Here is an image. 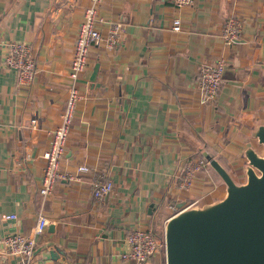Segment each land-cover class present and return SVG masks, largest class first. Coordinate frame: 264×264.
Listing matches in <instances>:
<instances>
[{
    "label": "crops",
    "instance_id": "1",
    "mask_svg": "<svg viewBox=\"0 0 264 264\" xmlns=\"http://www.w3.org/2000/svg\"><path fill=\"white\" fill-rule=\"evenodd\" d=\"M89 0H0V251L5 235L28 234L39 206L42 156L59 124L69 86L74 40ZM103 35L110 21L124 33L114 47L91 45L60 160L61 177L45 202V229L35 236L34 264H135L123 261L134 227L163 238L181 209L221 202L228 185L210 164L179 190L184 162L209 154L239 184L248 153L264 157V0H101ZM228 16L242 20L240 39L222 38ZM180 20L179 30L172 28ZM31 44L36 72L16 85L3 64L5 42ZM225 61L221 87L202 101L197 69ZM34 119L35 122L31 123ZM88 170L78 172L79 165ZM97 176L112 180L103 200ZM175 206V208L171 207ZM14 213L15 220L2 214ZM12 260L0 252V264ZM147 264H166L165 248Z\"/></svg>",
    "mask_w": 264,
    "mask_h": 264
},
{
    "label": "built area",
    "instance_id": "2",
    "mask_svg": "<svg viewBox=\"0 0 264 264\" xmlns=\"http://www.w3.org/2000/svg\"><path fill=\"white\" fill-rule=\"evenodd\" d=\"M71 3L76 0H70ZM177 7H183L192 3V0H171ZM101 0H89V4L84 8L82 20L79 24L77 35L74 40V53L69 69V86L65 105L61 112L59 124L51 131L50 143L44 150V167L40 177L38 195L39 206L36 211L35 223L28 234L22 232H12L5 235L1 251L10 258V264H34L35 236L41 233L48 221L44 213L45 202L52 193L59 178L66 177L78 180L79 175L62 174L59 170V163L65 153V143L69 133L75 102L78 97L76 83L83 72L89 48L104 41L107 46L114 47L124 33V25L120 21H110L106 26V34L103 35L98 23L101 21L97 9ZM172 28L179 30L180 20L173 19ZM242 20L228 16L222 32V38L227 44L236 43L240 39ZM3 54V64L15 72L16 85L30 86L36 72V59L33 54L31 44L23 40H9L5 42ZM225 61L218 60L214 64H203L197 69V82L199 86L200 98L202 101H212L222 84ZM35 120L32 119L31 123ZM209 160L205 155L187 159L177 177V187L179 190H188L194 182L195 174L205 166L209 165ZM86 165H79L78 172L86 171ZM113 183L109 177L97 176L92 181V196L96 200H103L112 190ZM175 208V206L171 205ZM185 210V209H181ZM180 210V211H181ZM14 213L2 214L4 220H15ZM126 249L120 253L123 261H133L135 264H147L158 252L160 247L165 248L164 237L160 238L148 228L134 227L129 230L125 237ZM46 264V263H41Z\"/></svg>",
    "mask_w": 264,
    "mask_h": 264
},
{
    "label": "water",
    "instance_id": "3",
    "mask_svg": "<svg viewBox=\"0 0 264 264\" xmlns=\"http://www.w3.org/2000/svg\"><path fill=\"white\" fill-rule=\"evenodd\" d=\"M258 135L264 144L262 129ZM205 157L227 183V196L204 210H181L168 222L166 264H264V157L248 153L260 175L249 171L240 186L214 158Z\"/></svg>",
    "mask_w": 264,
    "mask_h": 264
},
{
    "label": "rangeland",
    "instance_id": "4",
    "mask_svg": "<svg viewBox=\"0 0 264 264\" xmlns=\"http://www.w3.org/2000/svg\"><path fill=\"white\" fill-rule=\"evenodd\" d=\"M249 171H252L253 173H255V175H260V171L257 169V168H255L254 166H252L250 163H249V166H248V169H247V171H246V174H247V178H248V172ZM232 179V178H231ZM232 181H233V183H234V185L235 186H240V185H242V184H245L246 182H247V179L245 180V182L244 183H242V184H239V182H236V181H234L233 179H232Z\"/></svg>",
    "mask_w": 264,
    "mask_h": 264
}]
</instances>
